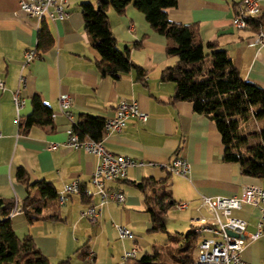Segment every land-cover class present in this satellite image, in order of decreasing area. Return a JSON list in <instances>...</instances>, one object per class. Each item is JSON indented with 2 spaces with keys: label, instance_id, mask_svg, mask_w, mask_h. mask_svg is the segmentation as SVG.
<instances>
[{
  "label": "crops",
  "instance_id": "crops-1",
  "mask_svg": "<svg viewBox=\"0 0 264 264\" xmlns=\"http://www.w3.org/2000/svg\"><path fill=\"white\" fill-rule=\"evenodd\" d=\"M21 1L0 0V75L7 86L6 91L0 92V201L9 200L23 208L26 198H41L37 187L18 180V170L23 168L31 183L47 181L57 193L77 181L88 193L85 197L96 205L99 203L91 184L99 159L68 145L72 124L61 112L63 94L71 97L76 123L84 115L113 118L122 99L137 102L149 115L148 121L132 119L121 133L105 132L103 143L115 154L156 164L131 168L127 179L108 183V188L125 195L126 202L122 206L115 203L98 206L100 216L94 223L84 216L89 204L82 194L71 195L65 205L57 198L45 209V220L31 224L24 211L12 217L18 237L31 236L52 263L65 261L73 254L79 256V250L86 244L95 256L93 264H106L101 260H106L107 254L114 264L118 247L123 263L125 252L142 251L140 243L148 251L150 242L143 241L141 234L152 227L151 217L144 206V193L133 185L144 179L168 181L167 191L173 201L187 207L183 210L177 205L172 207L166 215V226L169 216L185 228L193 227L191 219L196 216L203 197L240 196L246 185H264L262 178L243 176L239 164L224 161L226 147L215 122L195 113L190 102H174L176 85L161 81V74L176 65L178 59L167 55L166 38L153 30L142 12L133 6H128L122 15L114 9L108 11L119 49L130 47L132 61L147 71L144 80H139L134 71L114 80L99 74L97 64L101 56L85 31L81 4L96 6L97 0H68L67 18L45 19L54 45L29 64L26 56L33 49L38 51L42 21L23 13ZM177 1V7L169 10V20L197 25L202 43L216 42L228 52L243 80L264 88V44L258 42L257 33L250 27L238 29L232 23L242 8L241 0ZM258 1L264 14V0ZM135 44L140 46L134 47ZM17 91L22 100L20 110L14 102ZM35 96L53 111V123L47 127L34 126L25 133L21 125L33 112ZM254 140L259 138L248 141L246 147L254 146ZM177 157L189 162L191 169L187 177L160 168ZM236 215L246 220L247 235L258 231L261 208L245 206ZM117 225L130 229L135 239L122 240ZM116 238L123 243L115 241ZM103 247L106 249L102 250ZM242 257L250 264H264V233L258 240L249 241Z\"/></svg>",
  "mask_w": 264,
  "mask_h": 264
},
{
  "label": "trees",
  "instance_id": "trees-1",
  "mask_svg": "<svg viewBox=\"0 0 264 264\" xmlns=\"http://www.w3.org/2000/svg\"><path fill=\"white\" fill-rule=\"evenodd\" d=\"M177 0H97V5L82 3L81 11L85 20V31L92 46L99 52L101 61L97 70L101 77L119 80L134 71L139 80H144L147 71L136 65L131 59V48L120 50L109 22L108 11L114 9L122 15L128 6L142 12L153 30L167 40V55L178 59L176 65L165 69L161 81L176 85L174 102H190L194 112L204 115L215 122L226 147L224 161L241 166L243 176L264 178V129L257 134L261 140L258 145L247 148L248 137L240 135L241 122L251 116L256 120L264 119V88L242 79L228 52L216 42L202 43L199 40L197 25H182L169 20V10L177 7ZM250 29L257 34L264 29V14L249 20ZM54 45V39L45 20H42L38 32V51L46 53ZM135 44L134 47H139ZM33 112L21 125L27 133L34 126L47 127L53 123V111L39 96L32 99ZM106 120L84 115L73 128L81 140L90 138L102 141ZM19 181L37 187L41 192L39 200L26 198L23 211L29 223L41 219L45 209L58 198L53 185L47 181L31 183L28 173L20 168ZM167 180L144 179L133 185L144 193V206L151 217L152 227L149 233L168 234L169 241L164 245H155L152 253L137 258L136 264H162L161 257L172 246H178L171 255L170 264H193L199 244V236L190 230L186 234L168 233L166 215L177 205L171 193L167 191ZM87 204L91 201L85 197ZM89 200V201H88ZM15 203L0 201V264H55L37 247L31 236L19 238L13 228L10 213ZM79 256L86 261L90 254L89 245L79 250ZM56 264H71L70 259Z\"/></svg>",
  "mask_w": 264,
  "mask_h": 264
},
{
  "label": "built area",
  "instance_id": "built-area-1",
  "mask_svg": "<svg viewBox=\"0 0 264 264\" xmlns=\"http://www.w3.org/2000/svg\"><path fill=\"white\" fill-rule=\"evenodd\" d=\"M68 0H22L20 10L31 17H37L41 21L45 19L63 20L68 17L66 5ZM242 8L237 17L233 19V26L238 29H248L249 20L262 13V7L258 0H241ZM257 40L264 44V29L257 34ZM41 57L40 53L33 49L27 53L26 64ZM23 80V79H22ZM7 90L4 79L0 75V92ZM16 108L20 110L22 100L20 92L14 94ZM61 112L70 120L72 128L69 131L68 145L75 150H86L94 154L99 159V164L91 178V184L96 189L99 203H90L84 216L91 222H96L100 216L97 207H103L110 203L122 206L126 202L125 195L117 189L107 187L110 182L125 180L131 168L156 166L153 162L136 160L129 156L118 155L109 151L102 141H95L90 138L81 140L74 132L73 126L76 124L71 112L72 100L68 94L60 97ZM53 117V116H52ZM149 115L144 112L135 101L122 99L117 105L116 114L113 118L107 119L104 131L110 133H121L130 120L135 119L146 123ZM169 174L187 177L191 166L189 162L181 157H177L168 164L160 166ZM264 182V178H262ZM73 194L87 195L76 181L64 187L58 193V200L61 205H65ZM264 185H246L243 187L240 196L233 197H203L196 216L191 219L194 232L199 236V244L196 259L193 264H250L246 262L242 253L249 241L258 240L264 233ZM245 206L261 208L262 216L258 223V231L252 235H247V222L236 213L242 211ZM181 210L187 207L186 204H178ZM23 212V208L15 204L9 217L12 218ZM119 237L122 240H134L135 235L125 226H116ZM229 232L235 234L231 236ZM94 255L89 254L87 262L94 261ZM139 258V250L133 249L125 252L124 262H130Z\"/></svg>",
  "mask_w": 264,
  "mask_h": 264
},
{
  "label": "rangeland",
  "instance_id": "rangeland-1",
  "mask_svg": "<svg viewBox=\"0 0 264 264\" xmlns=\"http://www.w3.org/2000/svg\"><path fill=\"white\" fill-rule=\"evenodd\" d=\"M264 129V119L257 121L253 116H251L249 118L248 121H244L241 122L240 125V135L242 137H248L249 141H251L252 139H255L256 137H258L257 133H259L260 130ZM253 135V136H252ZM260 141V142H259ZM259 141L254 140L252 142V144L257 145V143H261V140L259 138ZM247 147H244V150L246 151ZM174 213L170 214V218H172ZM168 222H167V231L168 233L172 234V235H178V234H186L188 233V231L193 230L194 231V227L192 228H185L184 225L175 222L174 218H172L173 220L169 219L168 216ZM89 221V220H88ZM92 224V223H91ZM141 237H144L145 239L141 238L143 241L147 242L149 244L150 242V246H148V251L145 250V246L140 243L141 247H142V251L139 253V257H141L142 255L146 254V253H152L153 248L151 245H164L165 243H167L169 241L168 238V234L163 233V232H158V233H149L147 230H144V232H142ZM115 241H119V243L121 242L118 238L115 239ZM129 242V241H128ZM131 242V241H130ZM123 243V242H121ZM120 246H122V244H120ZM117 248V246H116ZM178 248V246H172L170 248H168L165 252V254L162 255L161 257V261L162 264H170L172 262V257L171 255L174 254V249ZM106 247H103L102 250H105ZM131 251V250H130ZM119 247L117 248V255L115 256V261L114 264H124V263H128V264H136L134 260L130 261V262H124L121 260V258H119ZM125 254V253H124ZM124 256V255H123ZM71 261V264H93V262H87L85 261L83 263L82 259L79 258L78 254H73V256L71 258H69ZM101 261H106V264L110 263L113 264V260L111 256H108V254L106 255V260L102 259ZM122 261V263H121ZM56 264V263H55ZM98 264H101L98 262Z\"/></svg>",
  "mask_w": 264,
  "mask_h": 264
},
{
  "label": "water",
  "instance_id": "water-1",
  "mask_svg": "<svg viewBox=\"0 0 264 264\" xmlns=\"http://www.w3.org/2000/svg\"><path fill=\"white\" fill-rule=\"evenodd\" d=\"M229 234H230L231 236H235V234H234V233H232V232H229Z\"/></svg>",
  "mask_w": 264,
  "mask_h": 264
}]
</instances>
